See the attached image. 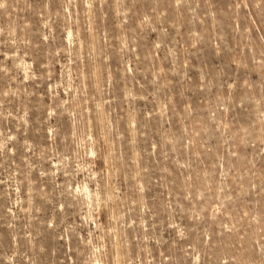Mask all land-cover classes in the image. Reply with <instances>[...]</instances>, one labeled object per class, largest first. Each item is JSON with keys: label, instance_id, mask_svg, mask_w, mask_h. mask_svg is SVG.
<instances>
[{"label": "rangeland", "instance_id": "1", "mask_svg": "<svg viewBox=\"0 0 264 264\" xmlns=\"http://www.w3.org/2000/svg\"><path fill=\"white\" fill-rule=\"evenodd\" d=\"M0 264H264V0H0Z\"/></svg>", "mask_w": 264, "mask_h": 264}]
</instances>
